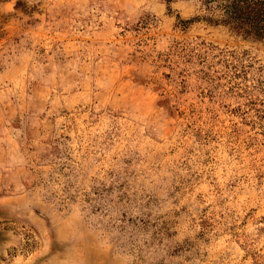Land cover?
<instances>
[{
    "label": "rangeland",
    "instance_id": "rangeland-1",
    "mask_svg": "<svg viewBox=\"0 0 264 264\" xmlns=\"http://www.w3.org/2000/svg\"><path fill=\"white\" fill-rule=\"evenodd\" d=\"M204 0H0V264H264V44Z\"/></svg>",
    "mask_w": 264,
    "mask_h": 264
},
{
    "label": "trees",
    "instance_id": "trees-1",
    "mask_svg": "<svg viewBox=\"0 0 264 264\" xmlns=\"http://www.w3.org/2000/svg\"><path fill=\"white\" fill-rule=\"evenodd\" d=\"M203 7L207 24L264 44V0H204Z\"/></svg>",
    "mask_w": 264,
    "mask_h": 264
}]
</instances>
